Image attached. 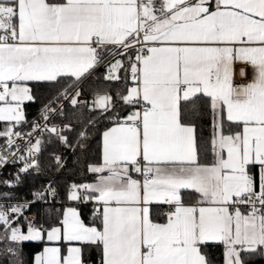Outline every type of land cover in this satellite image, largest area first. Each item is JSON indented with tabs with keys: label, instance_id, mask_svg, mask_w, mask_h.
I'll return each mask as SVG.
<instances>
[{
	"label": "snow or ice",
	"instance_id": "obj_1",
	"mask_svg": "<svg viewBox=\"0 0 264 264\" xmlns=\"http://www.w3.org/2000/svg\"><path fill=\"white\" fill-rule=\"evenodd\" d=\"M93 132L101 160L70 203L56 209L51 184L0 192V264H216L215 246L222 264L264 258V0H0V176L21 164L0 187Z\"/></svg>",
	"mask_w": 264,
	"mask_h": 264
},
{
	"label": "trees",
	"instance_id": "obj_2",
	"mask_svg": "<svg viewBox=\"0 0 264 264\" xmlns=\"http://www.w3.org/2000/svg\"><path fill=\"white\" fill-rule=\"evenodd\" d=\"M99 79L95 82L101 91L107 89L112 94H115V91L118 87L123 85L118 82H109L103 80L104 69L99 70ZM128 84L131 85L130 80ZM38 95L43 98L46 95V90L41 89L38 92ZM85 96L91 99V94L89 91L85 92ZM40 108L39 104H35L27 109L29 113V119L36 117L38 110ZM87 115V113H85ZM100 128H103V124L100 125ZM207 131V125L205 126ZM79 131V129H78ZM70 142L73 144L72 148H64L60 145L49 146L44 155L40 158V163L42 167V172L40 175H27L23 177V182L20 186H17L13 189L2 188L0 187V192H12L19 199L32 197V191L40 190L42 187H46L51 184V187L56 189L58 196L56 197V202H59L58 205L55 204V208L59 209L61 205L70 203L65 200V193L67 188L73 183H86L93 180V176L88 172V167L92 164H97L100 162L101 157V139L98 134L95 132L92 133V140L89 143V147L86 151H83L75 147L76 133H69ZM65 153L68 155L67 159L63 163V166L58 168L56 164L53 163L49 153ZM0 179H5L1 177ZM38 209L41 210L42 215L40 219H44L43 212H50L52 215L55 214L54 210L50 205L48 206H33L32 211L36 212ZM89 209L84 208L83 212L85 217H87ZM24 250L26 253H33L38 251V247L33 244H25ZM211 255L215 258L216 264H222L223 261V248L222 246H215L210 248ZM249 264H264V258H253L250 260Z\"/></svg>",
	"mask_w": 264,
	"mask_h": 264
},
{
	"label": "built area",
	"instance_id": "obj_3",
	"mask_svg": "<svg viewBox=\"0 0 264 264\" xmlns=\"http://www.w3.org/2000/svg\"><path fill=\"white\" fill-rule=\"evenodd\" d=\"M236 82L238 83V80H237ZM57 122H59V121H57ZM55 155L61 157L63 163L65 162V160H66L67 157H68L67 154L62 153V152L55 153ZM51 159H52V157H51ZM52 161H53V159H52ZM53 163L55 164L54 161H53ZM20 166H21V164H19V163L16 164V165H8L5 169L2 170L3 175L0 176V178H1V177H4L5 179H7V180H9V181H13V176H12V175H9V173H15V171H16ZM70 186H71V185H70ZM70 186L67 188V190L70 188ZM22 199H23V198H22ZM22 199H21V200H22ZM31 199H32V197H31L30 199H28V200H31ZM49 199H51V197H49ZM55 204L58 205L59 202H55ZM40 206H45V205H40ZM46 206H48V205H46Z\"/></svg>",
	"mask_w": 264,
	"mask_h": 264
},
{
	"label": "crops",
	"instance_id": "obj_4",
	"mask_svg": "<svg viewBox=\"0 0 264 264\" xmlns=\"http://www.w3.org/2000/svg\"><path fill=\"white\" fill-rule=\"evenodd\" d=\"M251 76H252V72H251V69L249 68L245 77L241 78V77H239V75H237L235 79H236V81L238 80V83H246V82H250ZM130 82L132 83L131 80H130ZM100 160H101V157H100ZM92 165H95V164H92Z\"/></svg>",
	"mask_w": 264,
	"mask_h": 264
}]
</instances>
